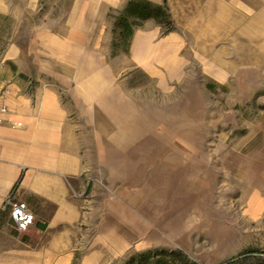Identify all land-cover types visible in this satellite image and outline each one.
<instances>
[{
  "label": "rangeland",
  "instance_id": "rangeland-1",
  "mask_svg": "<svg viewBox=\"0 0 264 264\" xmlns=\"http://www.w3.org/2000/svg\"><path fill=\"white\" fill-rule=\"evenodd\" d=\"M128 1L0 0V32L68 35L85 74L109 84L70 264L153 249L187 264H264V0H147L169 20L125 15ZM42 44L38 58L59 62ZM5 247L16 246H0L2 264Z\"/></svg>",
  "mask_w": 264,
  "mask_h": 264
},
{
  "label": "crops",
  "instance_id": "crops-1",
  "mask_svg": "<svg viewBox=\"0 0 264 264\" xmlns=\"http://www.w3.org/2000/svg\"><path fill=\"white\" fill-rule=\"evenodd\" d=\"M0 13L9 12L0 5ZM19 35L16 29L0 32V92L9 89L0 93V104L8 106L0 124V214L12 193L36 220L25 231H17L10 218L9 225L0 223V246H16L4 248L7 264H70L78 251L76 223L84 206H93L92 193L82 196L94 173L93 150L100 148L95 117L102 102L112 100L109 84L95 68L85 74L83 46L78 42L71 50L70 36L27 32L22 42ZM39 41L47 56L60 61L39 59ZM60 90L67 91L75 110Z\"/></svg>",
  "mask_w": 264,
  "mask_h": 264
},
{
  "label": "trees",
  "instance_id": "trees-1",
  "mask_svg": "<svg viewBox=\"0 0 264 264\" xmlns=\"http://www.w3.org/2000/svg\"><path fill=\"white\" fill-rule=\"evenodd\" d=\"M125 15H132L141 20L157 18L162 15L166 20H169L170 15L168 10L161 4H153L147 0H129L124 8ZM127 16H121L117 21L126 22ZM169 29L167 32H171ZM4 210L2 214H6ZM1 215V214H0ZM179 260V264H187L188 260L181 252L167 251L164 249L147 250L143 253L131 257L126 264H170Z\"/></svg>",
  "mask_w": 264,
  "mask_h": 264
},
{
  "label": "built area",
  "instance_id": "built-area-1",
  "mask_svg": "<svg viewBox=\"0 0 264 264\" xmlns=\"http://www.w3.org/2000/svg\"><path fill=\"white\" fill-rule=\"evenodd\" d=\"M0 93L5 96L9 93V89L5 86ZM6 113H8V106L3 102L0 104V124L3 121L2 115ZM15 125L20 126L21 123L17 122ZM3 209L7 210L17 231H25L35 223L36 218L29 205L25 201L15 199L12 193L5 199Z\"/></svg>",
  "mask_w": 264,
  "mask_h": 264
}]
</instances>
